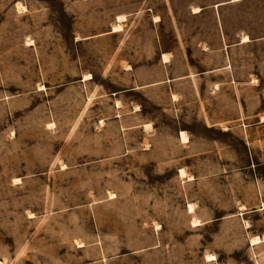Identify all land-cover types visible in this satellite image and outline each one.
I'll list each match as a JSON object with an SVG mask.
<instances>
[{
	"label": "rangeland",
	"instance_id": "obj_1",
	"mask_svg": "<svg viewBox=\"0 0 264 264\" xmlns=\"http://www.w3.org/2000/svg\"><path fill=\"white\" fill-rule=\"evenodd\" d=\"M0 264H264V0H0Z\"/></svg>",
	"mask_w": 264,
	"mask_h": 264
},
{
	"label": "bare ground",
	"instance_id": "obj_2",
	"mask_svg": "<svg viewBox=\"0 0 264 264\" xmlns=\"http://www.w3.org/2000/svg\"><path fill=\"white\" fill-rule=\"evenodd\" d=\"M183 173H184V171H183ZM260 241V239L259 238H256V239H254V242L256 243H258ZM261 242V241H260Z\"/></svg>",
	"mask_w": 264,
	"mask_h": 264
}]
</instances>
